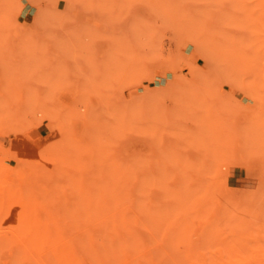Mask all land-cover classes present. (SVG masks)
<instances>
[{
  "label": "rangeland",
  "instance_id": "rangeland-1",
  "mask_svg": "<svg viewBox=\"0 0 264 264\" xmlns=\"http://www.w3.org/2000/svg\"><path fill=\"white\" fill-rule=\"evenodd\" d=\"M263 34L256 0H0V264H20L24 205L69 202L77 167L101 187L76 193L110 191V178H131L140 159L160 164L144 174L162 181L159 216L174 238L215 257L255 256L247 244L264 245ZM119 161L140 165L119 164L124 177Z\"/></svg>",
  "mask_w": 264,
  "mask_h": 264
},
{
  "label": "bare ground",
  "instance_id": "bare-ground-1",
  "mask_svg": "<svg viewBox=\"0 0 264 264\" xmlns=\"http://www.w3.org/2000/svg\"><path fill=\"white\" fill-rule=\"evenodd\" d=\"M256 1L263 5V11H264V0H256ZM254 37L255 39H260L262 35L259 34V32H256L254 34ZM262 50H264V46L262 47V49L259 48L256 51V55H259L262 52ZM262 66L264 67V64ZM136 160L137 159H134V161ZM92 162L93 161H91V163ZM113 162H115V160ZM127 162L128 163L130 162L127 170L130 168V166L131 167L133 166V169L131 168L132 169L131 172L137 167L139 168L138 165L141 164V170L137 168L138 169L137 172L135 170L133 171V173H136L135 174L136 176L140 171L139 176L132 177L133 173H131L132 175L130 176L127 175L129 172L125 174L124 171L122 172V170H119L121 166H122L121 169L124 170L125 167H123V165L126 164ZM103 163L106 164L105 162ZM134 163L135 162H133L131 165V161L118 162L117 169L121 171L122 174H124V177H126V175L128 177L129 176L131 177L127 179L125 178L124 180H122L123 178L121 176L120 177L122 179L120 180L118 174L115 175V177L117 176L118 177L116 179L113 178L112 180V178L110 177L114 170L110 169L111 170L110 171L104 165V167L107 169L106 177L108 179L109 178L111 179L110 191L107 192L103 191V193L102 192L100 193L99 191V193L96 192V194H91L89 192L91 188H93L94 185L93 183L99 184V182L98 179L96 180L97 182L94 181L93 183L90 182L91 180L90 181L89 179L87 180L86 178L87 175L85 174L87 171L84 169L86 165L84 164L82 165V167L84 166L83 169L86 171L85 172L83 170L84 175L82 174L83 171L82 172L79 171L82 170L81 168L77 167V171L75 172L76 173L79 172L77 174L81 173L80 176L82 177V179L84 178V180L87 183L84 180L83 182H81L82 179H80L81 182L80 183L78 179L79 177L78 178L75 177L77 178L75 185H74L75 182H73V180L75 181V179L73 180L71 179V180L74 186H78V187L80 186V188H76V189H81V191L84 189H89L90 186L88 187L87 185L89 184L88 182H90L92 184L90 190L89 191L85 190L89 192V194L81 195L84 193L81 194L80 192L76 193V189L72 191L73 188H75L72 185V189L69 188L70 189L69 191H72L69 192L70 195L75 193L79 196L76 197V195L74 194L73 198H71L69 202L68 199L63 201L60 200L61 201L60 205L57 204L59 205V207L57 208L54 207L52 204L50 206L49 205L47 206L45 204L44 206L40 205L41 203L38 200L37 201L38 203H40L39 204L40 207H37V201L33 202L34 204L36 203L35 206L34 204H32L31 199L28 200L31 202H29L27 206L26 205L23 206L22 204L23 202L17 203L16 205L18 206L17 209L19 208V205L23 206V209H21L20 215L17 218L22 225L20 228L21 230L19 231L18 234H15L19 246L16 245V243L14 244L15 247L18 248V250L16 249L15 251V256L19 259L20 264H83L86 262H91L93 264H264V245H260L259 243L256 242H250L249 244H247V247H252L254 249L255 256L253 257L247 254H240L234 256L233 258H223V257H215L213 254L207 253L206 250L207 248L201 242H198L195 244V246H192L188 238L184 240H178L174 238L171 235L172 233L169 232L168 228L166 227V223L169 220L167 215H164L163 217L159 216V208H158L159 201L157 197H158V182L160 181L158 179V176L157 177L149 176V174L152 171L154 175L157 173V170L159 169L158 166L160 164L157 162L156 164L152 165L153 164L152 163L148 167L145 166L144 162H142L141 159L137 161V163L140 164L136 165V163L135 164ZM119 164L120 165L123 164V165L119 166ZM133 164L135 165V167L136 166L137 167L135 168ZM92 166L93 168H96L94 167L93 164H89L88 167H92ZM102 166L103 165L97 164V168L99 167L98 169H101ZM110 166L111 165H109V167ZM151 166H154V170ZM104 167H102L103 170H105ZM144 167L146 169L147 167L150 169L152 168L151 172L150 171L147 172L149 173L148 176L147 173H145L147 177L143 176L144 172L147 171ZM155 167H158V169L156 168L157 169L156 170ZM90 173L91 172L89 171V175ZM91 174L94 175L95 173H91ZM108 174L110 175V177L108 176ZM114 174H116V172ZM48 175H50L49 177H51V174ZM82 175L85 177H83ZM46 177L47 179H49L48 176ZM36 179L34 180L37 181ZM49 181L51 180L49 179ZM99 181L101 180L99 179ZM45 182L47 183V180ZM102 182H100V185H102ZM77 183L78 184L80 183L81 185H77ZM35 184L33 188H35L36 186ZM98 184L97 186L96 185L94 186L97 188L101 187ZM82 185L84 187H82ZM159 186L162 187L161 184ZM163 186L165 187V185ZM1 188L3 187H0V194L5 193V191L1 190ZM181 194H182L181 199L183 200L188 199V192L186 191V189H184L181 192ZM52 195L53 194L51 193L46 194L42 196V199L45 200L51 199L54 197V196L51 197ZM21 196L24 197V195L17 196L14 194L13 195V198L15 199L14 202L17 201L16 200L17 197H19L20 198L19 200H21L22 199ZM36 199L37 198L35 199L33 198V201ZM25 204H26V200H25ZM14 208L16 207L14 206ZM63 213L67 215V218L64 223V226L60 228L58 226V221L60 216L59 214H63ZM195 219L200 221L199 218H195ZM242 220H240V222L241 221L245 222L244 221L245 219ZM233 222L235 223L236 221L231 220L232 224ZM236 223L234 225H236ZM252 224L253 223H251L249 226H251ZM257 224L253 225L254 230L257 228ZM66 227L67 228L70 227L68 233H64L63 231V229ZM225 227L228 228V226ZM187 228H191V226H187ZM242 232L243 231H241V233ZM221 233L223 234L224 232H221V230L213 231L212 237L218 238L219 235H221ZM234 233L236 232L234 231ZM238 233L239 232H237V234ZM169 237L172 238L169 239ZM217 238L216 240H219V238L221 237H219L218 239ZM232 238L234 240V246L241 244L239 239H236L233 236ZM215 243L216 241H212L211 246H214Z\"/></svg>",
  "mask_w": 264,
  "mask_h": 264
}]
</instances>
